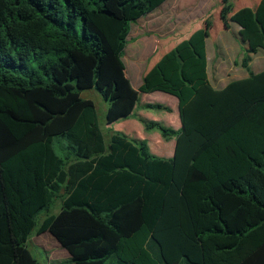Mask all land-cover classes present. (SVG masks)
Wrapping results in <instances>:
<instances>
[{
	"label": "trees",
	"instance_id": "1",
	"mask_svg": "<svg viewBox=\"0 0 264 264\" xmlns=\"http://www.w3.org/2000/svg\"><path fill=\"white\" fill-rule=\"evenodd\" d=\"M167 1L0 0V264H40L28 248L37 229L66 264H264V71L250 67L264 49V0L229 18L248 78L212 85L201 28L136 90L124 61L132 26ZM93 88L110 102V126L141 93L178 99L179 130L141 120L175 138L173 157L112 130L107 140L81 97Z\"/></svg>",
	"mask_w": 264,
	"mask_h": 264
},
{
	"label": "rangeland",
	"instance_id": "2",
	"mask_svg": "<svg viewBox=\"0 0 264 264\" xmlns=\"http://www.w3.org/2000/svg\"><path fill=\"white\" fill-rule=\"evenodd\" d=\"M246 2V3H245ZM168 0L159 9L149 14L137 23L133 24L129 36L124 61L127 66V74L132 79V84L143 78L160 58L181 41L190 37L198 29L206 28L209 31L207 38V53L209 62V76L212 85L216 89H223L233 81L248 78L247 70L242 67L243 50L246 43L240 35V27L232 23L229 18L232 13L241 8H256L258 0ZM232 8L223 18V9L226 5ZM109 23H102L107 30H111ZM254 73L264 71V49L252 56L250 63ZM134 86V85H133ZM84 100L94 102L98 114L100 126L109 140L112 133L106 122L110 102L105 100L102 93L96 89H87L81 92ZM173 96L157 92L154 94H140V103L152 102L163 104L170 111L148 110L144 116L148 121L159 118L163 125L174 130L181 128V121L177 107L172 101ZM139 103V104H140ZM145 109L144 105L139 107L138 112ZM148 118V119H147ZM178 122H177V121ZM114 125V124H113ZM112 125V127H113ZM134 141L145 140L151 153L161 159H170L168 156H160L157 152L162 150L164 145L170 147L175 138L164 139L158 130L151 132L142 128L139 136L138 129H134ZM130 139V140H131ZM138 139V140H137ZM133 141V140H132ZM175 144V143H174ZM156 150V151H155ZM172 154V150H170ZM62 209V197L57 199L51 210L41 213L39 226L50 215H57ZM38 229L34 231L28 241V248L40 264H57L63 260V254L67 253L58 242L49 235L39 236ZM57 245V246H56ZM45 249L50 250L52 257Z\"/></svg>",
	"mask_w": 264,
	"mask_h": 264
},
{
	"label": "crops",
	"instance_id": "3",
	"mask_svg": "<svg viewBox=\"0 0 264 264\" xmlns=\"http://www.w3.org/2000/svg\"><path fill=\"white\" fill-rule=\"evenodd\" d=\"M246 0H244L245 2ZM261 0H258V3H257V6L260 4ZM246 3V2H245ZM246 7V5H245ZM241 29V28H240ZM207 56H208V53H207ZM208 74H209V62H208ZM128 76V74H127ZM145 76V74L143 75V77ZM210 77V76H209ZM128 78L130 79V81L132 82V79L128 76ZM244 79H246V77H244ZM211 81V80H210ZM142 82H143V78L141 80H138L136 83L132 84L134 85L133 87L138 90L141 85H142ZM157 93V92H155ZM162 93V92H161ZM154 94V93H152ZM165 94V93H164ZM168 95V94H167ZM172 101L174 102V104L176 105L177 107V112L179 113V110H178V99L176 98H172ZM148 104H154L152 102H144V103H140L139 106L135 109V111L133 112V114L128 118V119H124V120H121L117 123H115L112 127V125H108L109 126V129L112 130L113 132L115 133H118V134H123L125 136H127L129 139H131V137L135 136V132H134V129H138V134H136L137 136H139L142 128H144L143 124L141 123V120L142 119H146V117L144 116V112L146 111V109H142L141 112H138L139 110V107L141 105H148ZM148 119V118H147ZM154 121H161L159 118H154ZM177 121V120H176ZM178 122V121H177ZM136 137V136H135ZM131 140H134V139H131ZM138 140V139H137ZM139 141H143L142 139H140ZM174 143L176 144V140L174 141ZM170 144V147L167 146L166 144L164 145V147L162 148V150H159V152H157L156 150V153H158V155L160 156H168V158H172L173 155H174V149H175V144ZM170 150H172V154L170 153ZM43 235H49V237L53 238L52 235L49 233V232H43L41 234H39V236H43ZM58 247H61V245L58 243L57 244ZM56 245V246H57ZM62 248V247H61ZM63 249V248H62ZM47 252H49V256L48 258L51 260L53 257H52V254H51V251L50 250H47L45 249ZM65 250V249H64ZM66 251V250H65ZM67 252V251H66ZM63 256V260L61 262H58L57 264H66L69 260H70V254L67 252L65 254L62 255ZM55 259V258H53ZM56 261H58L59 259H55Z\"/></svg>",
	"mask_w": 264,
	"mask_h": 264
}]
</instances>
